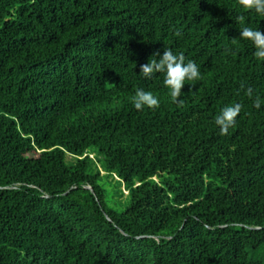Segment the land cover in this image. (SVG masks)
I'll use <instances>...</instances> for the list:
<instances>
[{
	"label": "trees",
	"instance_id": "obj_1",
	"mask_svg": "<svg viewBox=\"0 0 264 264\" xmlns=\"http://www.w3.org/2000/svg\"><path fill=\"white\" fill-rule=\"evenodd\" d=\"M244 26L264 17L237 0H0V264H264V61ZM164 49L200 68L182 106L140 75ZM137 88L160 106L135 109Z\"/></svg>",
	"mask_w": 264,
	"mask_h": 264
},
{
	"label": "clouds",
	"instance_id": "obj_2",
	"mask_svg": "<svg viewBox=\"0 0 264 264\" xmlns=\"http://www.w3.org/2000/svg\"><path fill=\"white\" fill-rule=\"evenodd\" d=\"M237 2L243 11H254L259 16L264 17V0H237ZM237 20L244 24L245 16L241 14L237 17ZM174 35L180 37L182 33L177 30ZM239 39L250 41L255 49L254 56L258 60L264 61V33L258 29L244 26L240 29ZM232 43H237V39H232ZM226 51H229V49H226ZM158 55L159 53H154L148 63L140 66V75L146 80H151L157 73H164L163 84L169 89L172 102L182 106L183 101L178 100L182 93L181 90L186 82H193L194 84V82L202 79L200 68L192 60L185 63L186 58L183 53L174 54L170 49H164L163 55L157 60L155 57ZM241 88H244V85H241ZM253 91L252 87H247L245 95L252 99ZM132 103L135 109L140 111L145 107L154 110L160 106L158 98L152 92L145 91L143 88L136 89L135 95L132 97ZM261 103L260 96H256L253 100V107L259 109ZM242 107L243 105L237 102L221 109L220 114L215 118V123L219 126L221 135H227L228 130L235 127Z\"/></svg>",
	"mask_w": 264,
	"mask_h": 264
},
{
	"label": "rangeland",
	"instance_id": "obj_3",
	"mask_svg": "<svg viewBox=\"0 0 264 264\" xmlns=\"http://www.w3.org/2000/svg\"><path fill=\"white\" fill-rule=\"evenodd\" d=\"M94 154H91L90 157H93ZM66 161L69 165L74 164L75 158L71 156L66 157ZM102 167L99 162V159L94 160V164L90 163L87 168V174L93 175L97 171H100L101 176L98 179V185L102 188L105 195V203L108 209L121 213L124 208L129 204V194L128 189L125 188L124 184L114 175L107 172L101 171ZM259 256L261 255L264 260V248L259 250Z\"/></svg>",
	"mask_w": 264,
	"mask_h": 264
}]
</instances>
